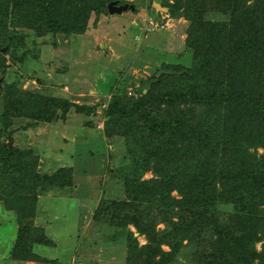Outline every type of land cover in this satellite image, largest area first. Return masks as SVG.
<instances>
[{
  "label": "trees",
  "instance_id": "16d2710c",
  "mask_svg": "<svg viewBox=\"0 0 264 264\" xmlns=\"http://www.w3.org/2000/svg\"><path fill=\"white\" fill-rule=\"evenodd\" d=\"M112 1L0 0V41L8 51L20 45L19 29L38 39L84 34ZM160 3L167 16L189 22L190 59L159 67L134 96L117 91L118 82L112 87L102 130L123 140L124 159L113 174L124 198L100 203L93 219L123 232L126 264H264V242L261 251L255 247L264 241V152L257 153L264 150V0ZM0 88L5 133L14 119L30 120L26 129L65 122L71 110L96 113V105L69 96L7 81ZM38 167L31 150L0 142V203L19 225L10 259L21 263L46 262L34 252L50 244L33 225L39 197L73 187L71 169L42 174Z\"/></svg>",
  "mask_w": 264,
  "mask_h": 264
},
{
  "label": "rangeland",
  "instance_id": "374dc122",
  "mask_svg": "<svg viewBox=\"0 0 264 264\" xmlns=\"http://www.w3.org/2000/svg\"><path fill=\"white\" fill-rule=\"evenodd\" d=\"M118 1L124 3V0ZM144 1L128 0L130 4H127L146 13L145 6L141 7ZM132 11L122 12L123 18L118 16L120 14L108 13L113 22L105 20L92 25L82 36L47 35L38 39L32 30L19 29L16 32L19 46L7 51L0 41V51L5 58V68L0 72L1 85L5 81L13 82L23 91L69 96L75 103L97 107L91 118L71 110L65 122L39 123L25 129L24 125L31 123L30 120L14 119L6 133L0 130L1 143L11 142L7 137L9 133L12 148L31 150L38 157L40 173L71 169L73 184L71 188L48 192L39 197L36 204L33 225L45 230L44 236L50 244L37 246L34 252L46 262L21 263L10 259L19 225L14 213L0 203V264H126L123 232L93 219L100 203L124 198L122 183L113 172L124 159L125 147L123 140H110L103 135L104 107L116 82V90L122 87L127 96H134L146 87L147 79L158 72L159 67L186 64L190 59V52L185 48L189 22L171 18L167 16L168 11L160 12L150 6L151 18L142 17L146 29L140 32L126 23ZM93 19L92 16L91 23ZM90 92H94L95 97H91ZM2 106L0 95V111ZM86 121L91 125L85 126ZM263 152L262 149L257 151L258 155ZM144 178H151V173H146ZM29 224L30 221H26L25 226ZM129 229L135 232L133 227ZM138 241L140 245L145 244L143 236ZM263 242L262 239L256 243L257 251H261ZM182 256L179 254L181 261Z\"/></svg>",
  "mask_w": 264,
  "mask_h": 264
},
{
  "label": "crops",
  "instance_id": "0c3cea01",
  "mask_svg": "<svg viewBox=\"0 0 264 264\" xmlns=\"http://www.w3.org/2000/svg\"><path fill=\"white\" fill-rule=\"evenodd\" d=\"M116 2H117V4H119V1L118 0H115ZM144 2H146V4H144V5H142ZM144 2H141V7L142 6H145V9H146V13H145V11L143 10V9H141L140 11H136V9L135 10H133L132 12H133V14H131V17L130 18H128V20H127V22L126 23H128V25L129 26H131V28H136L137 29V31H140V32H143L144 31V29H146V26H145V24L144 23H142V21H141V19H142V17H146L147 15V18H151V15H150V12L148 11V10H150V6L151 7H153L154 9H157L158 11L160 10V9H158L157 7H156V5H159L161 8H165V9H167V11H168V8H166V7H164V6H162L161 4L162 3H160V0H158V2L157 1H149V2H147L146 0L144 1ZM124 3L125 4H127V3H129L130 4V2H128V0H124ZM123 4V3H122ZM121 4V5H122ZM128 4V5H129ZM131 4H133V3H131ZM153 5V6H152ZM133 7H135V5L133 6ZM126 12V11H125ZM160 12H161V10H160ZM166 12V11H165ZM128 14V13H127ZM109 15H102V16H100V18L98 19V21L96 22V24H102L103 22H105V20H109L110 22H113V20H112V17H108ZM112 16H114V15H112ZM120 18H123L122 17V13L120 14V15H118ZM109 18V19H108ZM156 18V17H155ZM123 20H126L125 18L123 19ZM153 20V19H152ZM152 23V22H151ZM95 24V25H96ZM92 25H94L93 23H91V22H89V24H88V29H87V31L85 32V33H87L88 32V30H89V28L92 26ZM126 27H128V26H126ZM142 30V31H141ZM145 32V31H144ZM84 33V34H85ZM84 34H81V35H75V36H82V35H84ZM71 37V36H70ZM67 38H69V37H67ZM136 39H138L137 37H136ZM108 43H111L110 42V40H108ZM106 46L105 45H103V48H105ZM111 53V52H110ZM90 93H92V95H90L91 97H95V94H94V92H90ZM80 94H77L76 96L77 97H80L79 96ZM76 115V114H75ZM87 118V117H86ZM114 140V139H113ZM123 159V158H122ZM31 264V263H30Z\"/></svg>",
  "mask_w": 264,
  "mask_h": 264
},
{
  "label": "water",
  "instance_id": "95a60500",
  "mask_svg": "<svg viewBox=\"0 0 264 264\" xmlns=\"http://www.w3.org/2000/svg\"><path fill=\"white\" fill-rule=\"evenodd\" d=\"M156 7L162 11H166L167 9L165 8H161L159 5H156ZM128 9L130 10H134V7L128 4H122V5H118L116 1H112L111 3L108 4L107 6V11L109 14H121L122 12L127 11ZM0 92H1V88H0ZM11 142L8 143V147L9 149H11Z\"/></svg>",
  "mask_w": 264,
  "mask_h": 264
},
{
  "label": "flooded vegetation",
  "instance_id": "af4514ba",
  "mask_svg": "<svg viewBox=\"0 0 264 264\" xmlns=\"http://www.w3.org/2000/svg\"><path fill=\"white\" fill-rule=\"evenodd\" d=\"M123 4H125V3H123ZM118 5H121V4H118Z\"/></svg>",
  "mask_w": 264,
  "mask_h": 264
},
{
  "label": "clouds",
  "instance_id": "9594fccd",
  "mask_svg": "<svg viewBox=\"0 0 264 264\" xmlns=\"http://www.w3.org/2000/svg\"><path fill=\"white\" fill-rule=\"evenodd\" d=\"M258 249H259V246H258Z\"/></svg>",
  "mask_w": 264,
  "mask_h": 264
}]
</instances>
